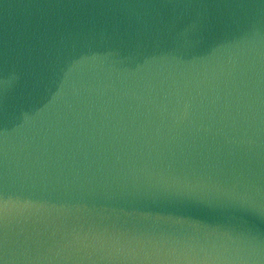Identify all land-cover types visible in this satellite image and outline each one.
Returning <instances> with one entry per match:
<instances>
[{"label":"water","instance_id":"1","mask_svg":"<svg viewBox=\"0 0 264 264\" xmlns=\"http://www.w3.org/2000/svg\"><path fill=\"white\" fill-rule=\"evenodd\" d=\"M0 264H264V0H0Z\"/></svg>","mask_w":264,"mask_h":264}]
</instances>
